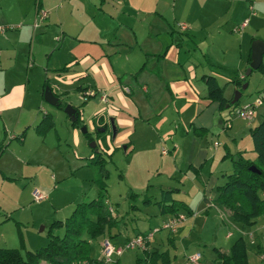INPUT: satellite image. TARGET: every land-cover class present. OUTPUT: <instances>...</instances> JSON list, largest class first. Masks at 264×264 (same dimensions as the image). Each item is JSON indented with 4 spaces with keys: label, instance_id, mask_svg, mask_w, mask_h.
<instances>
[{
    "label": "rangeland",
    "instance_id": "374dc122",
    "mask_svg": "<svg viewBox=\"0 0 264 264\" xmlns=\"http://www.w3.org/2000/svg\"><path fill=\"white\" fill-rule=\"evenodd\" d=\"M103 1H105L104 5L117 6L115 0H99L98 5H101ZM61 5L65 7L66 0H62ZM253 8L257 17L247 20L248 25L246 24L243 29L237 32L226 30L225 33L217 34L215 37L217 44L212 46L216 50L214 57L208 52V45L200 41L201 38L196 36L194 39L192 36L187 37L183 34L186 44L178 46V56L180 64L192 65L198 73L196 81H191L197 91H200L198 85L202 83L200 77L203 73L210 72V65L214 67V72L219 77L226 78V73L235 77L231 70H236L237 64L233 69L230 67L225 69L224 65L219 64L222 59L230 61V58L221 57L220 41L237 42V39L232 36H244L243 40L248 39L249 44L254 35L256 37L254 40L264 42V14L262 13L264 5L253 6ZM106 13L108 14V10ZM52 14L51 12L49 18L44 20L45 23L50 21ZM245 20L239 22L234 28L240 26ZM138 23L136 36L138 45L133 47L124 45L123 40L118 41L114 33L104 40H97L96 47L87 48L86 45L79 46L78 44H81L79 41L73 43L66 35L64 39L56 41L54 34H50L47 30L45 38L47 42L50 41V47L45 48L42 44L35 45L33 52L30 53V60H27L29 58L27 51L24 57L18 55V64L21 61L23 66L31 68L30 85L25 91L26 105L33 107L35 112L45 110L50 112L54 126L44 138L37 135L31 128L25 132L23 141H20L18 136L21 132L15 134L8 131L4 136L1 127L0 144H4V147L0 156V247L17 248L22 254L25 250L33 251L44 247L48 242L50 224L54 220L68 217L78 203L95 198L100 181L105 184L104 200L113 209L112 212L118 221L117 226L110 230V236L113 237L108 238V235H104L102 238H108L113 245L117 246L123 244L128 236L161 227L168 221L171 214H162L158 202L162 200L164 193L170 187H176V179L184 180L182 191L184 194L193 195L192 192L199 188L197 181L189 179L190 176L192 178L195 176L194 172L189 170L188 175L185 176L187 165L184 162L180 165V159L171 149L173 142H181L179 135H182V130H185L180 116L182 117V112L186 111H183L182 107L179 109L177 107L182 101V104H187L188 101L185 98L178 101L174 97L170 100L164 98L166 88L164 82L160 80L164 66L161 67L162 70H157L154 65L160 56L149 59L145 57L146 53L144 55V51L148 49L145 46H148L149 41H156L160 37L147 35V27L140 26V21ZM118 24L116 22L115 35ZM41 28L37 31L32 29V31L39 35ZM50 30L59 38L62 37L57 26L51 25ZM15 31L18 30L9 32ZM25 39L27 42L29 35ZM84 39H92L87 29H84ZM160 39L164 40V36ZM81 46L83 47L80 48ZM83 49L84 52H82ZM101 53L105 54L100 56ZM146 60L148 63L139 72ZM162 61L164 62V57L161 56ZM174 61L176 63V51L173 61L170 62ZM7 64H9L8 61L2 67L8 68ZM64 65H68L69 70L62 72L60 69ZM204 65L208 68L204 69ZM45 78L46 86L55 93L63 105L70 104L78 109L80 119L75 126H72L64 112L65 106L63 109H58L42 99L41 91ZM218 80L220 85L227 89V95L241 90L242 96L234 107L225 108L226 112L224 111L223 115L226 114V117L231 119L238 118L234 112L236 107L247 100V97L253 99L258 95V90L264 88L263 73L258 69L252 70L247 76V88L244 90L241 89L242 85L238 87L221 78ZM80 86L97 91L96 94L105 93L106 101L100 102L98 95L85 97L83 101L84 91H79ZM229 87L233 90H228ZM263 108L264 106H260L258 110L262 111ZM158 112L172 116L162 127L157 125L159 115H154ZM100 115L103 117V124L97 125L96 120ZM256 115L257 112L254 117ZM150 116L152 117L149 118ZM229 126L228 124L226 128ZM83 127L90 133L91 141L82 132ZM217 130L221 131L218 127ZM195 131L199 136H203L198 130ZM203 139L206 138L203 136ZM214 139L221 143V139L224 140L225 136L216 134ZM248 142H251L249 134L247 144ZM234 143L239 145L238 140ZM229 145L231 146V143ZM162 149H166L165 155L161 154ZM219 149L223 150L222 147ZM111 152L112 156L109 157ZM98 153L106 159L104 168L107 170V176L105 177L101 176L98 165L91 163L90 160ZM184 161L187 162L186 156ZM34 188L35 192L32 193ZM36 194H42V198L37 199ZM170 194L174 199L182 200L179 198L181 195L175 192ZM197 203L200 204V199ZM190 206L196 211L197 207L194 204ZM198 209H201V206ZM224 212L225 217L214 209L209 210L208 218L205 214L203 217H197L201 216L199 214L193 219L189 215L186 216L185 221L181 223H192L194 226L188 236L181 238V229L178 230L181 223L178 225L174 248L168 247V253L163 243L166 237L173 236L174 232L167 228H160L149 242H152V245L147 251L158 252V254L166 252L157 259H149L146 252L138 249L128 251L123 249L122 254H124L116 260L118 264H188V257L199 252L201 258L198 264H216L214 248L229 253V246L238 237L244 236L248 247V263L264 264V261L260 262L259 256L255 254L258 244L264 246V221H262L263 228L257 231L246 227L243 230L242 225L235 222L231 215L228 216L226 210ZM6 217L10 219L4 221ZM260 219H264V216ZM52 233L61 235L62 229H53ZM102 238L90 240L92 257L103 258Z\"/></svg>",
    "mask_w": 264,
    "mask_h": 264
},
{
    "label": "crops",
    "instance_id": "0c3cea01",
    "mask_svg": "<svg viewBox=\"0 0 264 264\" xmlns=\"http://www.w3.org/2000/svg\"><path fill=\"white\" fill-rule=\"evenodd\" d=\"M61 1L62 0H0V25L8 27L0 33V130L2 127L4 136H6L8 131L14 132L15 134L24 132L22 137L21 134L18 135L20 141H23L25 132L31 128L34 130L35 125L42 119V116L44 114H50V112L46 110L43 112H35L33 107L26 105L27 97L25 91L27 86L30 85L29 77L31 76V68L29 66H23L21 61L19 64L17 62L18 55L20 54L24 57L25 51L29 54L27 60H30V53L33 52L35 45L42 44L45 48L50 47V41L47 42L45 38L47 30L50 34H54L56 41L64 39L66 35L73 43L79 41L81 43L78 44L79 46L86 45L87 48L92 46L96 47L97 40H104L114 33V37L116 36L118 41L122 42L123 40L125 43L124 45L133 47L138 45V38H136V36L139 26L138 21H140V26L144 25L147 27V35H158L160 38L164 36V40L158 38L156 41H149L148 46H145V48L148 49L144 51V55L146 53L145 57L149 59L151 57L153 58V56H160L154 65L157 70H162L161 67L164 66L160 78V80L164 82L166 88L164 98L170 100V98L174 97L177 101L178 99L184 100L185 98L188 101L187 104H182V101L178 107L175 106L178 109L182 107V110L186 111L182 112L183 118L180 116L182 126L185 130H182V135H179L181 142H173L171 149L176 153V157L180 159L179 164L181 165V163L184 162V164L187 165L184 175L187 176L189 170L194 172L195 176H193V178L190 176L189 179L197 181L199 188L192 192L193 195L184 194L182 192L184 180L176 179V187H170L167 191L181 195V197L179 196V198L182 199L181 201L192 211V214L189 215L191 219L199 214L201 216L197 217H203V214L207 217L210 209H214L215 212L220 213L223 217H225L224 210H226V214L229 216L230 212L226 208L215 203L214 200L217 196L215 188L226 181V175L232 173L233 160L236 159L238 153L245 159L255 161L257 155L253 150L252 139L251 142L247 144V136L248 134L250 135V129L262 120L264 108L262 111L257 110V115L253 120H244L239 117L231 119L230 117H226V114L223 115L224 111L226 112L225 109L220 111L217 102H210L206 99V86L202 81V83L198 85L200 91H197V89L193 87L191 81H196L198 73L192 65L188 64L189 66H186L187 64H180L177 48L180 45L186 44L183 34L187 37L192 36L194 39H196L197 36L201 38V42L208 45L207 50L212 53L214 57L216 55V50L212 46L217 44L215 43L217 34L220 35L221 33H225L226 30L228 32H233L234 27L242 20L246 19L250 21L255 19L257 14L254 12L253 6L259 7L260 5H264V0H115L117 2L116 7L104 5L105 1H103L101 5H98L99 0H66V5L63 7L64 5H61ZM39 8L47 9L49 14H51V12L53 13L52 17H50V21L45 23L44 21L38 20L37 10ZM106 10H108V14ZM262 13L264 14V11ZM116 22L119 24L116 26L115 35ZM181 24L185 26V29L181 28ZM51 25H54V27L57 26L60 29L59 31L62 33L61 38L55 33H51ZM172 25L173 27L175 26V28H173ZM10 26H13V28L10 29ZM38 28H41L39 35L32 31V29L37 31ZM15 29L18 31L9 32ZM84 29L89 31L92 39H84ZM28 35L29 40L26 42L25 38H27ZM232 37L237 39L238 43L230 40L225 43L220 41V48H222L221 57L230 58V61L222 59L219 61V64L224 65L225 69H227V67L233 69L237 64V69L231 70L234 72L235 77L228 73H226V78L219 77V75L214 72V67L210 65V72L208 74L215 76L218 83L219 78L231 84L236 79L244 80V77H247L245 75V69L249 67L251 62L250 45L256 37L252 35L249 44L248 39L244 38L245 41L243 40L244 36ZM88 42L91 44H84ZM110 42L111 41H109V43ZM140 46L142 45L140 44ZM25 48L28 49L26 50ZM80 48H78V50ZM175 51L176 63L175 61L171 63L170 61H173ZM82 52H84V49ZM104 54L105 53H101L99 55L101 56ZM161 56L164 57V62H161ZM148 60L141 65L139 72L145 68ZM4 61L9 62V64H7L8 68L2 67V65L5 64ZM169 64L173 66L169 67ZM17 65L19 66L17 67ZM205 68H208V66L204 65V69ZM67 70H69L68 65H64L60 69L62 72ZM259 71L263 73L264 77V69ZM46 83L47 79L45 78L43 85ZM44 88L45 87H42L41 91L42 99H44ZM80 90L86 92L90 89L84 90V88L80 86L79 91ZM228 90H233V88L229 87ZM226 92L227 89L225 88L224 95L226 99L233 98L234 93L227 95ZM261 92H264V88L258 90V95ZM102 94L105 93L98 92L96 94L99 96L98 99L100 102L102 101L100 100ZM255 97L253 99H255ZM253 99L247 97V100L243 101V103L252 101ZM262 106H264V104ZM38 109H40V107H38ZM161 113L163 114V112L154 113V115H159L157 125L160 127H162V125L164 126L166 121L172 117L162 115ZM176 113L178 114V112ZM50 115L52 116V114ZM151 117L152 116L149 118ZM251 120L252 122H250ZM216 121L217 127L221 131L217 130ZM96 122L97 125L100 123L103 124V117L101 115L98 116ZM228 124L230 126L226 128ZM94 126L93 123L92 127L94 128ZM195 130H198L200 135H203L206 139L202 140L203 136H199ZM216 134L225 136V139H221V143L215 141L214 136ZM208 135H210V139H208ZM236 140L239 141V145L234 143ZM211 142H213L212 145H210ZM230 143L231 146L229 145ZM220 147H222L223 150H220ZM185 156L187 162L184 161ZM185 176L183 178H185ZM4 177L11 179V177ZM31 192L34 193L35 188ZM170 196L173 198L172 194ZM260 196H262V193ZM198 199H200V204L197 203ZM191 204L197 207L196 211L190 206ZM200 206L201 209H198ZM263 216L264 215L257 217L251 225L239 224L242 225L241 228L243 230L245 229L244 227H246L257 231L263 228L262 221H264V219H260ZM9 219V217H6L4 221ZM193 226L194 224L192 223H181L178 228V230L181 229V238L188 236ZM176 233L177 231L172 233L173 236H167L165 243H163L167 253L168 247L174 248ZM241 233L244 232L241 231ZM249 234L250 236L252 235L251 232ZM129 238L130 236H128L124 242ZM241 238L245 242L244 236ZM149 242L144 251H148V247L152 245V242ZM245 245L246 250H248L246 242ZM257 246L258 248L255 254L259 256L260 262L264 261V246L262 244H258ZM214 249L225 254L228 253L216 247ZM166 252L162 253L165 254ZM214 253L216 259L215 250ZM119 258L120 256L117 260H119Z\"/></svg>",
    "mask_w": 264,
    "mask_h": 264
},
{
    "label": "trees",
    "instance_id": "16d2710c",
    "mask_svg": "<svg viewBox=\"0 0 264 264\" xmlns=\"http://www.w3.org/2000/svg\"><path fill=\"white\" fill-rule=\"evenodd\" d=\"M263 69L264 62L258 67V70ZM200 80L206 86V99L217 102L219 110H224L232 99H226L224 87L217 82L215 76L210 74H203ZM246 81L247 77H244V80L236 79L233 83L240 87ZM46 85L47 83L43 87ZM234 104L231 107H234ZM64 106L60 103L56 108L63 109ZM76 111L77 120L71 122L72 126H75L80 119L77 108ZM53 126L52 116L44 114L35 125L34 131L44 137ZM84 134L89 141L92 140L90 133L84 132ZM250 135L253 150L257 155L255 161L245 159L238 153L233 160L232 173L226 175V181L215 188L217 196L214 200L216 204L222 205L230 212L235 222L243 225H251L257 217L264 215V113L262 120L250 129ZM3 145L0 144V156ZM108 156H112V152ZM90 160L91 163L98 165L102 177L107 176V170L104 168L106 159L101 154L92 156ZM250 166H254L259 173L252 172ZM98 185L99 190L95 198L78 203L68 217L54 220L50 224L48 242L44 247L33 251L25 250L23 254L17 248L0 247V264H109L104 263L102 258L90 255V240L102 238L104 235H108V238L113 237L110 236V230L118 224L113 209L104 200L105 184L100 181ZM170 193L171 191H166L162 200L158 202L160 212L171 216L191 215V209L183 201L171 198ZM53 229H62V234H53ZM214 250L216 264H249L246 245L241 237L233 242L229 253ZM144 252L151 260L164 254ZM113 263L118 264V261Z\"/></svg>",
    "mask_w": 264,
    "mask_h": 264
},
{
    "label": "built area",
    "instance_id": "2783aa9c",
    "mask_svg": "<svg viewBox=\"0 0 264 264\" xmlns=\"http://www.w3.org/2000/svg\"><path fill=\"white\" fill-rule=\"evenodd\" d=\"M48 11L44 10L42 8H39L37 10L38 20L44 21L48 17ZM247 24V20L241 23L240 26L237 28H234L233 31L237 32L244 28V26ZM182 29H185L184 25H180ZM8 27H4L0 25V33H2L5 29ZM10 29L13 28V26L9 27ZM96 95L95 91L88 90L84 92V100L85 97H93ZM100 100L106 101V95H101ZM264 104V92H261L255 99L248 102H242L240 106L236 107L234 109L235 114L237 117L250 120L252 117H254V114L257 112L260 106ZM162 154H166V149H163L161 151ZM37 199L42 198V194H36L35 196ZM185 219L184 215L179 216H171L167 222H165L161 227H154L152 230H149L147 232H140L135 234L134 236L127 239L122 245H113L111 241L108 238L103 239L101 243L102 247V254H103V262L104 263H113L116 258L121 256L123 249L128 250H135L138 249L140 251L146 250L147 243L154 237V235L160 230V228H167L171 232H175L178 228V225ZM201 258V254L199 252H196L188 257V264H198L199 260Z\"/></svg>",
    "mask_w": 264,
    "mask_h": 264
},
{
    "label": "water",
    "instance_id": "95a60500",
    "mask_svg": "<svg viewBox=\"0 0 264 264\" xmlns=\"http://www.w3.org/2000/svg\"><path fill=\"white\" fill-rule=\"evenodd\" d=\"M250 48H251V62L249 64L248 69L245 72L246 76H248L252 72V70H257L258 67L261 65L263 55H264V42L261 40H254L251 43ZM246 88H247V83L244 82L241 86V89L244 90ZM43 97H44V100L52 106L56 107L61 103L59 101V98L56 95H54V93L52 92V90L48 86H45V88H44ZM240 97H241V90H236L234 92L233 98L226 105L225 108H229L234 103L238 102ZM64 112L66 113V115L70 119V122H74L77 120V111H76V108L73 107L72 105H70V104L66 105ZM82 132H86L85 127L82 128ZM249 169L252 172L259 173V171L254 166H250Z\"/></svg>",
    "mask_w": 264,
    "mask_h": 264
}]
</instances>
